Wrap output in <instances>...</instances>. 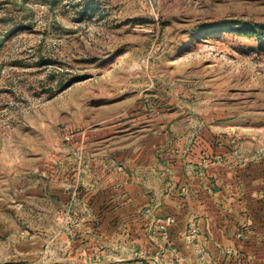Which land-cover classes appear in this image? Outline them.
<instances>
[{
  "label": "rangeland",
  "instance_id": "obj_1",
  "mask_svg": "<svg viewBox=\"0 0 264 264\" xmlns=\"http://www.w3.org/2000/svg\"><path fill=\"white\" fill-rule=\"evenodd\" d=\"M215 148V167L245 171L225 189L231 209L246 197L250 231L264 210V0H0L3 226L75 227L112 177L120 195L127 176L154 194L182 162L204 176ZM223 252L264 264V248Z\"/></svg>",
  "mask_w": 264,
  "mask_h": 264
},
{
  "label": "crops",
  "instance_id": "obj_2",
  "mask_svg": "<svg viewBox=\"0 0 264 264\" xmlns=\"http://www.w3.org/2000/svg\"><path fill=\"white\" fill-rule=\"evenodd\" d=\"M217 149L207 155L204 176L184 172L182 162V171L159 183L154 194L127 176L120 195L111 176L105 193L86 198L75 227L63 224L21 237L0 223V264H236L223 251L263 249L264 210L250 215L256 225L248 231L246 197L235 195L231 209L225 189L246 181L244 170L233 168V178L230 167H215ZM190 225L197 229L193 236Z\"/></svg>",
  "mask_w": 264,
  "mask_h": 264
},
{
  "label": "built area",
  "instance_id": "obj_3",
  "mask_svg": "<svg viewBox=\"0 0 264 264\" xmlns=\"http://www.w3.org/2000/svg\"><path fill=\"white\" fill-rule=\"evenodd\" d=\"M167 223H171L173 220L171 218H167L166 219ZM196 227H193V226H189V229H188V232H189V235L190 236H193L195 233H196ZM163 235L165 236V232H163Z\"/></svg>",
  "mask_w": 264,
  "mask_h": 264
}]
</instances>
